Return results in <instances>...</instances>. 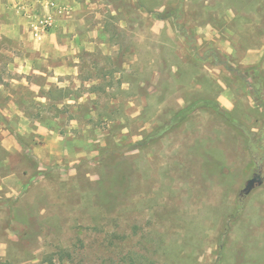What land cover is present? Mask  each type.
<instances>
[{
  "label": "rangeland",
  "instance_id": "1",
  "mask_svg": "<svg viewBox=\"0 0 264 264\" xmlns=\"http://www.w3.org/2000/svg\"><path fill=\"white\" fill-rule=\"evenodd\" d=\"M71 1L0 7V264H264V0Z\"/></svg>",
  "mask_w": 264,
  "mask_h": 264
},
{
  "label": "crops",
  "instance_id": "2",
  "mask_svg": "<svg viewBox=\"0 0 264 264\" xmlns=\"http://www.w3.org/2000/svg\"><path fill=\"white\" fill-rule=\"evenodd\" d=\"M2 6L16 15L30 38L35 40V46L41 45L49 33L63 32L69 35L66 45L56 42V48H88L89 41L84 37L85 34L81 35L74 30L75 20H83V17L77 15L71 0H4V3H0V7Z\"/></svg>",
  "mask_w": 264,
  "mask_h": 264
},
{
  "label": "trees",
  "instance_id": "3",
  "mask_svg": "<svg viewBox=\"0 0 264 264\" xmlns=\"http://www.w3.org/2000/svg\"><path fill=\"white\" fill-rule=\"evenodd\" d=\"M248 77L255 81V85L252 86V88L255 89V92L259 90V88L263 85V79L260 75V69L258 66H254V67H250V68H247L245 71H244ZM260 86V87H259ZM257 95H260V94H257ZM200 103V102H199ZM202 103V102H201ZM213 104V103H212ZM196 104H190L188 105V107L185 109V110H181L179 113H177L169 122H167L166 124H164L155 134L156 136L159 134H162L163 132H165L167 130V128L171 125V124H174L176 123L177 121H179L181 118L182 115H184L185 113H190L192 112L196 106ZM204 106H209L208 103H206V105ZM211 107H217V105L213 104ZM232 122H233V125L234 126H237L239 127L242 132L247 136V138L249 139V142H251L252 144V140H253V134H251V132L247 131V129L238 121L236 120L235 118H232ZM153 137V135H149L147 137V139H151ZM259 141V140H258ZM257 141V143H258ZM264 166V153H263V156L261 158H257V165L256 167L258 169H261L262 167ZM124 264H134L132 261L131 263L130 262H125Z\"/></svg>",
  "mask_w": 264,
  "mask_h": 264
},
{
  "label": "water",
  "instance_id": "4",
  "mask_svg": "<svg viewBox=\"0 0 264 264\" xmlns=\"http://www.w3.org/2000/svg\"><path fill=\"white\" fill-rule=\"evenodd\" d=\"M263 183V178L260 173H255L250 179L247 180L244 188L241 190V194L248 195L252 189Z\"/></svg>",
  "mask_w": 264,
  "mask_h": 264
}]
</instances>
